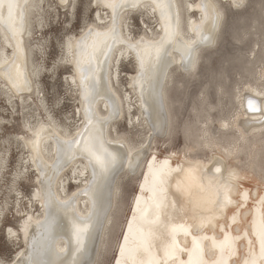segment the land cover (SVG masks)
<instances>
[{
	"label": "bare ground",
	"instance_id": "1",
	"mask_svg": "<svg viewBox=\"0 0 264 264\" xmlns=\"http://www.w3.org/2000/svg\"><path fill=\"white\" fill-rule=\"evenodd\" d=\"M221 1L165 0L167 16L162 18L161 9L156 6L159 0H89L93 19L82 20L77 32L67 30L59 44L56 63L49 67L44 64L46 48L42 34L48 30V20L53 19L57 8L69 11L73 17L76 0H17L14 23L19 31L15 37L0 24V64L7 61L12 75L9 79L0 68V100L7 106L3 114L11 117L20 113L22 130L0 137V168L5 165L8 145L14 144L20 157L18 169L6 185L0 218L13 198L10 208L14 207L18 223L16 227L8 226L5 236L20 246L10 260L0 257V264H33L34 261L71 264L74 258L80 264H100L114 225V212L120 208L121 182L129 176L135 179L137 190L110 264L118 261L124 264L120 247L126 235L133 241L138 227L153 229L158 237L153 252L162 256L161 240L169 239L167 232L180 224L190 226L189 235L177 234L181 247L191 249L193 236L209 237L202 241L205 264H215L219 258V250L212 243L222 241L225 233L232 238L234 246V254L225 256L226 264H245L250 258L249 239L259 255L253 223L264 213V206L259 203L264 197V62L253 63L257 64V75L252 81L247 80L236 88L228 87L225 111L214 112L211 109L216 105L203 101L204 111H195L194 119L187 120L185 130L191 132L185 141L187 147L174 150L170 146L167 150L165 143L166 137L170 142L175 128L168 88L176 81L177 71L193 73L199 52L215 44L223 18ZM224 1L240 7L245 0ZM112 2L120 7L115 10L109 7ZM213 9L220 17L215 27ZM0 11L7 18L6 5ZM135 17L139 20L137 32L133 31ZM174 17H178L179 35L185 40H200L206 35L210 42L197 46L191 66L182 59L183 50L173 45L168 55L148 72L141 67L138 53L147 44L159 41L164 36V26ZM197 27L199 31L194 30ZM35 29L41 37H32ZM93 41L103 51L96 52L88 80L82 82V69L89 67ZM102 42L110 48L103 47ZM124 64L133 67V71L122 69ZM56 66L66 69L61 76L64 90L77 102L72 115L63 112L57 118L47 106L41 83L43 76H55ZM14 82L20 84L19 89ZM93 82L99 95L91 103V95L85 89ZM249 100L254 108L248 107ZM31 106L35 111H30ZM87 111L92 114L91 134L106 141L107 149L117 157V164L108 173L98 174L94 181L87 154L76 145L71 151L59 152L57 143L80 138L78 133L86 126ZM7 121L0 116V124L6 122L10 126ZM122 121L125 127L121 131ZM10 136L14 140L12 144ZM159 143L166 148L163 154L158 152ZM126 154L130 155L126 157ZM216 167L219 172L215 171ZM189 170L203 176V187L193 184L190 192L178 190V186L183 188L187 184ZM22 179L31 181L29 195L18 189L16 182ZM209 182L215 187L210 188ZM153 189L163 204L159 210L160 223L150 225L140 219V208H148L149 218L153 216L155 209L149 207ZM217 190L219 202L214 204L211 201ZM225 192L231 203L225 201ZM104 214L107 218L101 227L100 218ZM129 223L133 225V233L129 232ZM77 229L85 230L82 252L75 251ZM180 259L186 264L187 253L180 254ZM258 264H264V260Z\"/></svg>",
	"mask_w": 264,
	"mask_h": 264
},
{
	"label": "rangeland",
	"instance_id": "2",
	"mask_svg": "<svg viewBox=\"0 0 264 264\" xmlns=\"http://www.w3.org/2000/svg\"><path fill=\"white\" fill-rule=\"evenodd\" d=\"M220 3L222 5L223 18L215 44L199 52V60L193 73L191 72L188 75L177 71L176 81L168 88L169 110L173 115L175 128L170 142L168 137L165 138L167 150L170 146L172 148L174 146V150L187 147L185 141L187 135L191 132L186 131L185 127H187L189 117L194 119L195 111H204L205 103L208 101H212L216 105L214 109H211L212 111H225V107L227 108L228 106V93L226 92L228 87L243 85L247 80L252 81L257 75L255 73L257 64L254 66L253 63L256 60H259V65L264 62V0H245L240 7H234L230 2L224 0ZM57 9L54 12L53 19L48 20V30L42 34L45 41L43 46L46 48L44 64L49 67L56 63L57 55L59 54V44L67 30L70 29L72 32H77L80 30L82 20L93 19V6L89 3V0H76L73 17H71L69 11L65 12V10L60 8ZM69 22L70 28H67L69 27ZM133 23L135 26L133 31L137 32L139 27L137 17L133 19ZM32 37L39 38L41 36L35 29ZM56 67L55 76L53 78L43 76L41 83L47 106L53 109V115L57 118L62 117L63 112L71 113L72 115L77 102H74L73 98L70 99L69 93L64 90L65 83H63L61 76L66 69L62 66ZM122 69L133 71V67L131 68L130 65L126 64L122 65ZM251 69H254V71ZM220 98L227 105L223 106L222 103L221 106L219 103ZM4 106L3 101L0 100V116L8 119L7 122L10 123V126L5 125L6 122L0 124V128H2L0 137L22 130L20 128V113L18 112L9 117V115L2 113L3 108H7V106ZM31 109L30 111H35L34 106H31ZM124 127V121H122L119 124V129L122 131ZM216 131L220 132L217 129ZM13 141V137L10 136V144L14 143ZM7 148H9V151L4 159L5 165L0 168V204L4 200L3 196L4 192H6L7 183L18 169L17 164L20 157L18 151L15 150L14 144L8 145ZM164 148L165 146H162V143L158 144L159 154H163L166 151V148ZM17 181L16 184L18 183L19 191L29 195L32 190L31 181H24L23 179ZM135 189L137 190V183L133 177L129 176L122 179L118 198L120 208L116 212L113 211L114 225L111 228L112 231L110 229L106 250H104L99 259L98 263L100 264H110L112 261L120 232L126 218L130 215L129 206L135 194ZM12 199L10 198L11 202ZM11 202L5 214L0 218V257L7 260L14 256V252L20 246L19 244L11 243L5 236V229L8 226L16 227L18 223L14 207L10 208L12 207Z\"/></svg>",
	"mask_w": 264,
	"mask_h": 264
},
{
	"label": "snow or ice",
	"instance_id": "3",
	"mask_svg": "<svg viewBox=\"0 0 264 264\" xmlns=\"http://www.w3.org/2000/svg\"><path fill=\"white\" fill-rule=\"evenodd\" d=\"M7 7V18H5L0 11V24L5 26V30L11 34V36L15 37L19 29L15 27V17L14 10L17 8V0H0V10ZM109 7H112L114 10L120 7L117 3H109ZM161 9V17L165 18L167 16L164 9L168 7V4L165 0H159L156 5ZM204 8L207 9V5H204ZM23 13L21 12V17ZM219 13L213 9V27L219 22ZM195 31H199L197 27L194 29ZM99 35V34H97ZM208 41L210 42L209 36H201L200 40H185L183 37L179 35V23L178 17L169 18V23L164 26V36L160 38L159 41L147 44L144 49L138 53L141 67L146 71L151 72L154 66H156L162 59V57L168 55V50L176 45L178 49L183 50L182 59L186 60L188 66H191L192 58L196 52L197 46L200 43ZM103 47L110 48L106 42H102ZM92 52L89 53V67L83 68L82 72L84 73L82 77V82L88 80V73L92 71L91 61L95 57L97 51H103L102 48H99L96 41L92 43ZM0 68H3L7 77L12 79L11 75V65L5 61L3 64H0ZM24 84H27V81H24ZM14 86L17 89L20 88L19 83L14 82ZM86 94L91 95V103L95 102V99L98 97L99 93L96 91L95 82H93L89 87L85 89ZM249 108H254L253 103L249 100L248 102ZM87 123L83 130V132L78 133L79 139H73L71 141L60 142L58 141V151L65 152L71 151L73 145L79 147L80 151L87 154L89 159V163L92 165V177L93 181L97 177V175H104L110 171L117 164V157L115 154L110 152L106 145V141H104L99 135L91 134V126L93 124V120L91 118L92 114L90 111L86 112ZM96 123H99L97 121ZM130 154H126V157ZM132 160L135 159V156H132ZM167 163V162H165ZM218 163H222V161H218ZM129 164L131 166V160H129ZM212 171V169H209ZM216 172H219V167L215 168ZM203 176H196L193 173V170H189V179L187 184L181 188L178 186V190H182L185 192H190L193 184L203 187ZM163 183V181H161ZM209 187H215L211 182H209ZM163 191V189H160ZM156 190L153 189V197L152 204L149 207H153L155 212L151 218H149L148 208H140V219L150 225H155L160 223V209L163 204L162 199L156 198ZM87 194V192H85ZM220 197V192L217 190L215 192L214 198L212 199V203L218 204ZM224 199L227 203H231V200L227 197V192L224 194ZM245 199H247V194H245ZM259 203L264 206V197H262ZM137 205L139 207L140 200H137ZM107 218L106 214H104L100 218L101 227H103V221ZM135 219V217H134ZM209 221L211 217L208 218ZM203 224H201V227ZM190 227V226H189ZM189 227H185V225L180 224L176 226H172L170 230L167 232V236L169 239L161 240V249L163 252L162 256L156 255L153 252V249L156 247L154 241L157 239L156 233L152 228H143L138 227L137 230L133 233V225L129 223V232L133 233V241H129V237L126 235L124 237V244L120 247L121 257L124 258V264H185V261L180 259V254L187 253L188 260L186 264H205L204 254H205V246L203 244V240L209 239V237H200L197 238L193 236V243L191 249L186 247H181L179 241L177 240V234L183 233L185 236L189 235ZM223 231V229H222ZM253 235H255L256 240L259 245V255L256 254L255 246L251 239L248 240L249 248H250V258L245 261V264H258V261L264 260V213H261L258 218L253 223ZM84 229H77L75 232L76 238V252H82L84 246ZM50 247V245H49ZM212 247L219 250V258L215 261V264H226L225 256H231L234 254V246L232 242V238L225 233L224 239L219 243H216L213 240ZM33 264H43V262H33ZM71 264H80L78 259H73ZM118 264L121 262L118 261Z\"/></svg>",
	"mask_w": 264,
	"mask_h": 264
}]
</instances>
